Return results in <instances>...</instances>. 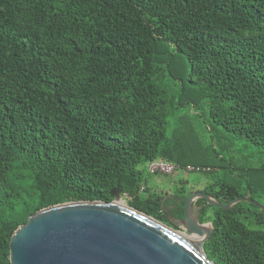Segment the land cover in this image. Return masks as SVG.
<instances>
[{"label":"trees","instance_id":"1","mask_svg":"<svg viewBox=\"0 0 264 264\" xmlns=\"http://www.w3.org/2000/svg\"><path fill=\"white\" fill-rule=\"evenodd\" d=\"M157 159L200 168L222 204L264 206V0H0V264L31 215L118 184L182 219L193 191L142 197ZM196 205L209 260L264 264V210Z\"/></svg>","mask_w":264,"mask_h":264},{"label":"water","instance_id":"2","mask_svg":"<svg viewBox=\"0 0 264 264\" xmlns=\"http://www.w3.org/2000/svg\"><path fill=\"white\" fill-rule=\"evenodd\" d=\"M111 195L115 199L110 202H66L31 215L10 238V264H214L203 251L213 226L199 222L193 202L204 199L223 210L248 202L264 210L249 196L222 204L197 191L184 203L183 218L174 221L176 229L129 205L115 204L119 184Z\"/></svg>","mask_w":264,"mask_h":264},{"label":"rangeland","instance_id":"3","mask_svg":"<svg viewBox=\"0 0 264 264\" xmlns=\"http://www.w3.org/2000/svg\"><path fill=\"white\" fill-rule=\"evenodd\" d=\"M240 155L245 156L247 155V151L243 148L240 149ZM138 170H140L143 173L145 187L147 188L146 193H142V197H145L147 194L152 195H158L162 197V203L164 200L168 197L166 194H173L175 193L176 189L180 186H183L188 192H195L198 190H201L203 188V185L205 184V181L207 179H211L212 177H202V175L196 174V173H186L184 171L178 170L175 173L171 175H150L147 172V164L140 165L138 167ZM216 174H214L215 176ZM213 176V178H214ZM120 199L125 203V205H128V201L122 197ZM197 208V207H196ZM195 207H192V212H195L197 209ZM171 206L162 208V211L165 215V224L170 227H177L174 224V220L170 214ZM164 223V222H163ZM210 223V222H205Z\"/></svg>","mask_w":264,"mask_h":264},{"label":"built area","instance_id":"4","mask_svg":"<svg viewBox=\"0 0 264 264\" xmlns=\"http://www.w3.org/2000/svg\"><path fill=\"white\" fill-rule=\"evenodd\" d=\"M179 168L167 161L164 160H153L148 162L147 164V172L150 175H171L178 171ZM200 168L194 167V166H185L182 171L186 173H193V172H198ZM205 170V169H204ZM147 190L145 186L141 188V191Z\"/></svg>","mask_w":264,"mask_h":264},{"label":"bare ground","instance_id":"5","mask_svg":"<svg viewBox=\"0 0 264 264\" xmlns=\"http://www.w3.org/2000/svg\"><path fill=\"white\" fill-rule=\"evenodd\" d=\"M115 204L122 205V206L125 205V203H124L121 199L117 200V201L115 202ZM189 239L192 240L194 243H198L199 240H200V238L195 237V236H190Z\"/></svg>","mask_w":264,"mask_h":264},{"label":"flooded vegetation","instance_id":"6","mask_svg":"<svg viewBox=\"0 0 264 264\" xmlns=\"http://www.w3.org/2000/svg\"><path fill=\"white\" fill-rule=\"evenodd\" d=\"M195 192H197V191H195ZM170 196H171V195H170ZM197 200H198V199H197ZM197 200H195V201L193 202L192 207H195V208L197 207V205H196V201H197ZM171 208H172V207H171ZM196 209H197L196 211L199 212V208L197 207ZM196 211H195V212H196ZM195 212H193V213H195Z\"/></svg>","mask_w":264,"mask_h":264},{"label":"crops","instance_id":"7","mask_svg":"<svg viewBox=\"0 0 264 264\" xmlns=\"http://www.w3.org/2000/svg\"><path fill=\"white\" fill-rule=\"evenodd\" d=\"M169 195H171V194H168L167 196L169 197Z\"/></svg>","mask_w":264,"mask_h":264}]
</instances>
